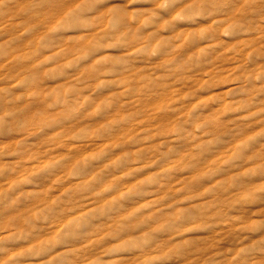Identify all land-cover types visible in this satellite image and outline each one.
<instances>
[{"label": "rangeland", "instance_id": "rangeland-1", "mask_svg": "<svg viewBox=\"0 0 264 264\" xmlns=\"http://www.w3.org/2000/svg\"><path fill=\"white\" fill-rule=\"evenodd\" d=\"M0 264H264V0H0Z\"/></svg>", "mask_w": 264, "mask_h": 264}]
</instances>
